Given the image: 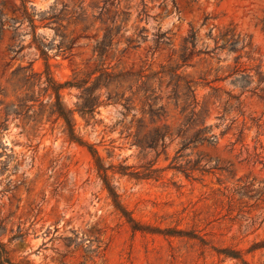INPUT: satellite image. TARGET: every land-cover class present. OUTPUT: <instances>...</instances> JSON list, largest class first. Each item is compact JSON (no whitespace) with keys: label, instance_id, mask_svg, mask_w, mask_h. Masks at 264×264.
Here are the masks:
<instances>
[{"label":"rangeland","instance_id":"obj_1","mask_svg":"<svg viewBox=\"0 0 264 264\" xmlns=\"http://www.w3.org/2000/svg\"><path fill=\"white\" fill-rule=\"evenodd\" d=\"M20 5L0 0V242L10 262L243 264L238 256L264 264V0H114L104 15L93 0L28 3L37 18L52 5L62 11L59 24L37 22L56 81L80 82L98 68L122 74L97 91L108 104L99 106L90 124L77 111L74 123L111 168V182L134 223L115 209L91 154L68 140L64 121L53 113L56 99L40 83L45 60L29 22L22 23ZM116 10L113 23L108 18ZM108 28L113 45L101 57L94 48ZM192 32L195 45L186 43ZM183 50L194 51L185 65ZM237 56L254 79L239 108L227 102L228 92L241 93L233 83L240 74L229 76ZM183 79L196 82L198 111L217 139L175 159L184 138L176 136L180 128L187 135L196 130L184 126L188 112L174 95L177 86L182 93ZM83 96V88L62 91L71 109ZM150 104L163 106L164 116L153 121ZM165 125V147L142 151L132 144ZM197 161L208 171L187 177L170 169ZM120 164L140 175L151 168L161 172L136 179L113 173Z\"/></svg>","mask_w":264,"mask_h":264},{"label":"trees","instance_id":"obj_2","mask_svg":"<svg viewBox=\"0 0 264 264\" xmlns=\"http://www.w3.org/2000/svg\"><path fill=\"white\" fill-rule=\"evenodd\" d=\"M20 10L22 13V23L24 21H28L31 28H32V38H33V45L40 51L41 56L45 60V80L42 81V78H40V83L45 84V90L46 92H50V95L55 97L56 101L54 104L53 113L57 114L58 118L62 119L66 126V133L67 138L72 143H77L83 147H85L89 153L91 154L92 158L95 161L99 177L101 178L103 185L105 189L109 193V197L112 200V203L115 207V209L120 212L122 215H124L130 223H134L133 219L129 216V212L126 210V208L123 206L120 195L116 189V187L111 182V177L109 175V170L111 168H108L104 165L103 159L101 155L99 154L96 146L94 144H91L84 140L79 134H77L75 130V123H74V114L77 111L84 119H86L87 124H90L91 119H94L95 112L99 108V106L108 104L105 103L101 97L102 94L98 93L97 91L102 86H109V84L113 81H115L117 78L121 77L120 75H113L108 71V69L104 68H98L94 71L90 72L87 75V78L85 80H82L80 82H58L54 79L52 76V73L50 71V65H49V46H47L39 37L37 34V29L39 28V25L37 22L39 21L41 25L43 26H52L53 24H59L62 21V11H59L57 8V5H52L48 10L39 12V17L37 18V10L35 6L32 5V8L34 12H30L28 8V3H32L33 0H20ZM95 5L101 10V15L109 14L111 13L112 6L114 5V0H93ZM84 3V1L82 2ZM100 3H103L102 6H99ZM67 5H65L66 7ZM83 8V6H82ZM85 10V9H84ZM118 12L119 10H116L114 15L111 18V21L115 23L118 18ZM0 25L1 28L5 25V21L3 20V16L0 15ZM59 31V29H56ZM112 28H108L106 34L104 35L103 39L98 42L94 48V53L98 54V56H104L108 49L113 45V36L111 34ZM164 34H160L158 36V39L156 40L159 44L163 41ZM197 41V34L191 33L190 36L186 39V43H192L193 45L196 44ZM128 42L132 43L134 40L129 37ZM188 48V47H187ZM217 50H199L198 53L203 54H214ZM223 51V50H220ZM229 54H238L242 50H227ZM193 50H183L181 55V60L183 61V65L186 64L189 55L193 54ZM241 56H237L235 58V70L233 73H231L229 76L238 75L240 74V77H237L233 83L237 85L241 89L240 95H233L231 92H228L229 99L227 102L234 101L236 102L237 108L241 106V96L246 92L249 91L250 87L254 83L253 76L250 74H246V70L242 69L241 66H239L240 62L239 59ZM180 68V67H179ZM178 69V68H177ZM175 69V71L177 70ZM99 73L98 76L95 77L94 83L89 86L88 83L92 79V77ZM228 77V76H227ZM227 77L217 79L216 81H224L227 79ZM179 79H181V76H178ZM184 84L182 86V93L179 91L180 86H177L174 91L175 98L179 101L180 99L183 101V112H188L186 116V121L184 123V126L190 127H196V130L191 134L187 135L186 130L183 128H180L179 132L176 134L177 137H184L182 140L181 147L177 150V156L175 159L182 157L183 152L190 148L191 146H196L198 144H215L217 136L213 133L212 127L206 125V120L204 117H202L203 110L198 111V107L200 105V101L198 99V93H197V84L194 82V80H187L183 79ZM211 82H206L205 85H210ZM71 87H78L83 88V98L82 102L77 104L76 109L68 108L62 101V91L67 88ZM213 90H219V87L211 86ZM109 98V103H118L117 101L112 102ZM149 99V98H148ZM124 108L130 112L132 108L129 106L128 102L124 104ZM17 110H6L7 115L10 113L16 112ZM143 112L146 111L143 109ZM149 115L151 116L152 120L155 121L157 118H161L164 116L165 111L163 109V106L154 107L152 104L149 105L148 110ZM89 117V119H87ZM138 122L140 123L141 120L139 119ZM169 134L168 126L165 125V129H161L160 127H156L151 131L149 134L145 135L143 138L136 137L133 141V145L138 146L141 148L142 151L145 150H156L158 146L161 144L165 147L166 145V137ZM171 135V134H170ZM173 135V134H172ZM174 140V139H173ZM190 161L188 162V164ZM179 167V168H176ZM117 169V170H114ZM170 169H177L178 171L184 173L187 177H190L194 171H200L202 173L207 172L205 168H199L198 161L195 162L192 166L189 167H182V166H171ZM113 173H118L120 175H128L130 177L140 179V178H158L159 175H155L159 172H161L160 169H154L151 168L148 172L143 173L140 175L138 172H129V167L126 165H118L117 167L112 166ZM136 224H134L133 228L136 229ZM237 259H240L243 264H247L245 260L242 258L236 256ZM0 264H12L10 262L9 252L7 251L5 244L3 242H0Z\"/></svg>","mask_w":264,"mask_h":264}]
</instances>
